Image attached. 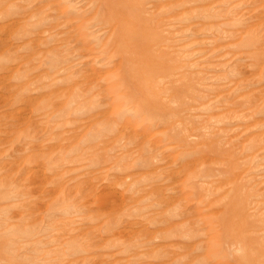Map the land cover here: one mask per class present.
Here are the masks:
<instances>
[{
    "label": "rangeland",
    "instance_id": "1",
    "mask_svg": "<svg viewBox=\"0 0 264 264\" xmlns=\"http://www.w3.org/2000/svg\"><path fill=\"white\" fill-rule=\"evenodd\" d=\"M143 1L152 107L86 0H0V264H264V0Z\"/></svg>",
    "mask_w": 264,
    "mask_h": 264
},
{
    "label": "bare ground",
    "instance_id": "2",
    "mask_svg": "<svg viewBox=\"0 0 264 264\" xmlns=\"http://www.w3.org/2000/svg\"><path fill=\"white\" fill-rule=\"evenodd\" d=\"M173 1H176V0H173ZM86 2L90 3L92 11L96 12L95 16L93 18L88 19L87 16H83L82 14H79L73 17L74 21L72 20V23L71 21L68 22L70 23L71 27L77 28V30L79 31V35L76 37L75 41L80 44L81 46L80 52L83 53L82 55L86 54L85 55L86 57L87 56L91 57L95 61L99 62L102 59L101 58L102 56H105L106 54L108 55L109 54L108 52L113 50L114 53H116L115 56H121L122 58L121 60L122 71L120 75H123V79L128 81L130 93H132L133 95H139V94L142 95L145 98L144 99L145 104L148 105V107L157 106V105H154L155 104L154 101H152L148 97L149 94H151L152 89L155 88V85L153 82L154 75H158L157 73H158V65H159L157 60L152 59L153 56L155 55L152 53H153L154 46L158 42H161V41L163 42L165 40V37L162 33L161 28H162V25H165L166 23H168L167 20H165V18L163 17H161L160 19H156L155 16L151 17L149 15L150 12L146 9L145 2L143 0H86ZM160 5L161 3L157 2L156 4H153L152 6L157 8ZM44 19L45 18L42 17V22L44 21ZM44 24L48 25V31H51V29L55 27L51 21L44 22ZM101 25L111 30L110 37L113 39L115 47H114V44L111 43V47H109V49L100 48L91 42L90 37L98 33L101 30V27H100ZM95 26L99 27V30L96 32L92 30ZM67 40H69L67 37L63 39V41H67ZM147 59H150V60H147ZM236 166L237 165H235V167ZM189 176H190L189 184H188L189 186L188 187L186 186L187 188L183 189L184 192L186 191V189L190 192V195L188 197L187 196L184 197L187 200L196 198L200 196L202 193L201 189L198 188V186L196 185V181H199L200 179H202L201 174L200 173L193 174L191 172ZM241 187H243V185ZM237 192H238V194L236 193L237 195L240 194L239 192L243 193L241 189L240 191L237 190ZM247 200L249 199L247 198ZM242 201H243V198H242ZM247 202L248 204L250 203L249 201H246V203ZM231 203H232V200H231ZM246 203H245V208H246ZM238 205L239 204L237 203V206ZM242 206L243 205L241 204V207ZM235 207H234V210H235ZM231 211H233L232 207H231ZM230 217L231 216H226L224 218V222L222 223L225 224L229 222L230 220H231L230 222H232V217L231 218ZM246 222L245 220H243L237 224L231 225V227L233 228L232 229L233 236H235L238 239L243 238V234H246V233H243V228H244L243 225H245ZM249 230L250 229H248V231ZM260 230H263V228ZM218 264H221V263H218ZM255 264H260V263H255Z\"/></svg>",
    "mask_w": 264,
    "mask_h": 264
}]
</instances>
